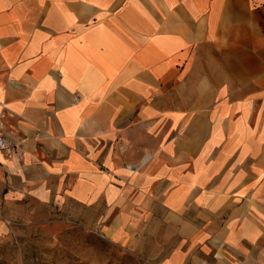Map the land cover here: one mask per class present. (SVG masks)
<instances>
[{
  "label": "crops",
  "instance_id": "0c3cea01",
  "mask_svg": "<svg viewBox=\"0 0 264 264\" xmlns=\"http://www.w3.org/2000/svg\"><path fill=\"white\" fill-rule=\"evenodd\" d=\"M0 122V243L60 216L264 264V0H0Z\"/></svg>",
  "mask_w": 264,
  "mask_h": 264
},
{
  "label": "rangeland",
  "instance_id": "374dc122",
  "mask_svg": "<svg viewBox=\"0 0 264 264\" xmlns=\"http://www.w3.org/2000/svg\"><path fill=\"white\" fill-rule=\"evenodd\" d=\"M0 243V264H156L71 218L19 226Z\"/></svg>",
  "mask_w": 264,
  "mask_h": 264
},
{
  "label": "built area",
  "instance_id": "2783aa9c",
  "mask_svg": "<svg viewBox=\"0 0 264 264\" xmlns=\"http://www.w3.org/2000/svg\"><path fill=\"white\" fill-rule=\"evenodd\" d=\"M3 127L4 123L0 122V130H2ZM1 152L6 154L9 159H13L16 157L18 159H22L23 156L20 152V146L18 144H13L8 139H6L3 132H0V153Z\"/></svg>",
  "mask_w": 264,
  "mask_h": 264
}]
</instances>
